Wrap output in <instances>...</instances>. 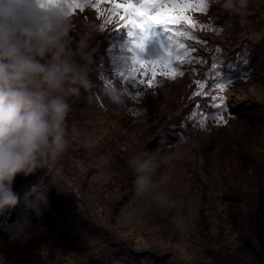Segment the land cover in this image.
I'll list each match as a JSON object with an SVG mask.
<instances>
[{
  "label": "trees",
  "instance_id": "trees-1",
  "mask_svg": "<svg viewBox=\"0 0 264 264\" xmlns=\"http://www.w3.org/2000/svg\"><path fill=\"white\" fill-rule=\"evenodd\" d=\"M187 14L198 25H204L192 30L197 40L186 41L196 49L193 55L197 59L180 65L185 74L175 79L157 73L159 83L151 88L147 86L149 77L137 75L135 81L125 77L132 68L133 57L138 58L141 50L158 59L166 53L171 47L169 32L156 26L145 37L139 30L130 37L126 27H116V17L101 29L104 20L92 7L73 14L77 24L88 21L100 27L92 44L97 50L92 56L89 88L81 90V98L67 120L69 149L54 167L15 178L13 190L19 202L15 208L0 213V264L264 261L249 227L242 239L235 240L244 218L240 216L253 213L261 195L259 190L264 188L263 159L255 163L246 154H235L231 157L233 162L214 180H208L198 159L184 171L170 167L174 160L162 159L161 172L170 179L160 190L177 201L179 208L175 211L186 215L188 229L177 231L168 216L155 209L149 210V214L158 227L132 224L124 219L125 210L134 202V174L128 160L135 152L147 149L166 156L183 140L187 142L183 150L186 153L202 140L214 144L220 126L230 127L228 121L223 124L214 119L217 108L213 96L225 97L227 92L244 89L248 100H255L245 121L237 123L245 141L255 148L249 154L264 158V152L258 153L263 137H255L257 127L264 124V96L260 100L255 98L256 89L264 92V0H251L250 23L243 27L217 8ZM212 25L220 30L215 31ZM141 40L143 49L133 43ZM217 61L218 76L212 68ZM226 75L232 79L226 92L211 86V81H222ZM140 79L145 83L140 84ZM196 81L209 83L200 88ZM200 91L205 94L194 95ZM202 114H210L203 129ZM219 114L235 120L228 107ZM169 126H174L173 132H169ZM245 170L250 172L246 174ZM183 179L187 181L182 182ZM36 185L47 195L49 205L39 220L33 217L29 239L23 243L11 241V226L27 211L26 196L34 199L27 194ZM192 221L194 230H190ZM124 223L130 232L124 230ZM148 229L153 230L149 237L142 231Z\"/></svg>",
  "mask_w": 264,
  "mask_h": 264
},
{
  "label": "clouds",
  "instance_id": "clouds-1",
  "mask_svg": "<svg viewBox=\"0 0 264 264\" xmlns=\"http://www.w3.org/2000/svg\"><path fill=\"white\" fill-rule=\"evenodd\" d=\"M251 0H209L210 8L230 15L243 27L250 23ZM99 25L76 23L69 0H0V213L19 202L13 190L18 175L52 168L69 149L67 120L81 90L89 88L92 47ZM187 142L166 156L143 149L128 160L134 193L125 210L126 222L158 227L149 210L166 214L179 232L188 229L179 204L160 186L170 179L161 172L162 159H179ZM102 175V174H101ZM28 196L27 211L11 226V241L25 242L48 207L41 186ZM39 227V225H38Z\"/></svg>",
  "mask_w": 264,
  "mask_h": 264
},
{
  "label": "snow or ice",
  "instance_id": "snow-or-ice-1",
  "mask_svg": "<svg viewBox=\"0 0 264 264\" xmlns=\"http://www.w3.org/2000/svg\"><path fill=\"white\" fill-rule=\"evenodd\" d=\"M103 4L110 7L104 10L101 7ZM86 7L95 9L97 16L104 20L101 29L112 22V18L116 17L118 18L116 27H126L130 37L134 36L137 30L145 37V34L148 35L149 30L156 26H162L165 31L170 33L168 39L171 47L163 56L151 61L140 60L134 56V66L125 77L134 81L137 74L149 77L147 80L149 88L155 87L159 83L156 79L158 72L160 75L175 79L185 74L180 70V65L192 63L197 59L193 55L196 49L190 47L186 41L197 40L192 30L202 29L204 25H198L187 13L189 11L207 12L210 8L209 0H69L70 15L77 11L83 12ZM212 27L215 31L220 30L216 25H212ZM133 43L136 47L143 49V40L139 43L135 41ZM243 62L247 63V60ZM218 64V61L212 64V68L216 70L214 73L216 76H218ZM229 67L231 68L232 65H229ZM139 83L144 84L145 80L140 79ZM208 83L207 81H196L200 88H204ZM231 83V77L226 75L222 81H211V86L218 91L226 92ZM202 94L205 93L203 91L194 93V95ZM136 95L139 96L140 93H136ZM213 104L217 108V115L214 119L217 123L226 124L227 120L219 114L228 107L226 98L213 96ZM208 115L210 114H202L201 129L206 127Z\"/></svg>",
  "mask_w": 264,
  "mask_h": 264
},
{
  "label": "rangeland",
  "instance_id": "rangeland-1",
  "mask_svg": "<svg viewBox=\"0 0 264 264\" xmlns=\"http://www.w3.org/2000/svg\"><path fill=\"white\" fill-rule=\"evenodd\" d=\"M101 7H103L105 10L110 7L107 4H103ZM80 12L77 11L76 14H79ZM138 58L140 60L144 61H151L158 59L156 56H154L153 53H145L143 50L140 51V54L138 55ZM132 63V67H133ZM159 73V72H158ZM139 75V74H137ZM250 90L253 89V87L249 88ZM256 99L260 100L264 96V92L259 89H256L255 91ZM225 98L227 100L228 105V112L230 115L234 116L235 120H230L226 117V120L229 122L230 127L228 129L224 128L223 126H220V131L215 134L214 138V144L209 143L207 141H200L196 145L192 147V149H187L186 153L183 152L182 156L179 159H175L174 161L170 162V167H172L174 170L178 171H184L185 168H192V166L195 164V160L198 159V161H201L202 168L208 175V180L210 179H216V176L218 173L223 172L224 169L228 166V164L232 163L231 157L235 154H246L250 157L252 161H255L257 163L259 160L264 161L263 157L260 156H252V154L255 150L252 143H247L244 139V136L241 134L240 125H238L237 122L245 121L248 108L251 107L252 104H254L255 100L251 99V101L248 100V97L246 96V92L244 89H239L236 92L230 91L225 94ZM256 136L261 135L263 138L261 139V149L258 153L264 152V124L257 127ZM174 126H169V132L174 131ZM250 153V154H249ZM252 156V157H251ZM230 158V161L228 159ZM253 163V162H251ZM244 167H246L244 165ZM247 168V167H246ZM246 174L249 173L248 170L244 171ZM264 182V177L262 178ZM187 179H183L182 182H186ZM219 188H222L221 185H219ZM258 190V188H257ZM261 192L260 197L257 199V203L255 205V210L251 214L247 215H241L240 217H244L241 229L239 231V234L236 239L243 238V235H245L246 230L248 227L252 231V237L254 238V241L257 242L258 247L260 249L261 256H263L264 259V188L262 190H259ZM260 204V213L256 216V210L257 205ZM263 207V208H262ZM247 209V206H245ZM194 222H191L190 230H194ZM127 223L122 224V227L124 230L130 232L129 226H126ZM146 235L149 237L152 235L153 230H142ZM186 233V232H185ZM193 232H187L186 236L189 234H192ZM136 234V232H135ZM149 234V235H148ZM233 235V234H232ZM241 236V237H240ZM255 248L257 250V245H255ZM245 253V252H244ZM245 258V257H244ZM250 258H245V260L249 261ZM247 264V263H246ZM261 264H264V261H262Z\"/></svg>",
  "mask_w": 264,
  "mask_h": 264
},
{
  "label": "water",
  "instance_id": "water-1",
  "mask_svg": "<svg viewBox=\"0 0 264 264\" xmlns=\"http://www.w3.org/2000/svg\"><path fill=\"white\" fill-rule=\"evenodd\" d=\"M259 207H260V204L258 203V205H257V210H256V213H255L256 216L260 213V210H261V209H260ZM263 207H264V205H263ZM263 207H262V208H263Z\"/></svg>",
  "mask_w": 264,
  "mask_h": 264
}]
</instances>
